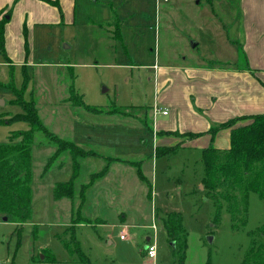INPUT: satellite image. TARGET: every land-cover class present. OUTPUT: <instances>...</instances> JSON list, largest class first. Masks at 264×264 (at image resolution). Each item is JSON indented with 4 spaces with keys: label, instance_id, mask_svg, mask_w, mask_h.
Returning a JSON list of instances; mask_svg holds the SVG:
<instances>
[{
    "label": "rangeland",
    "instance_id": "obj_1",
    "mask_svg": "<svg viewBox=\"0 0 264 264\" xmlns=\"http://www.w3.org/2000/svg\"><path fill=\"white\" fill-rule=\"evenodd\" d=\"M159 2L108 1L121 38L117 33L116 38L103 33L101 44L90 24L106 22L102 15H106L107 0L96 4L77 0V25L34 26L36 35L44 30L45 39L36 36L33 58L26 64L30 82L25 88L23 67L5 65L1 55L0 100L4 104L0 114L10 118L23 111L24 100H32L50 132L105 157L72 158L68 152L56 155L50 139L41 131L35 133L32 218L24 224L0 219V264H76L85 260L84 256L94 264H243L253 248L252 236L264 226V201L250 193L245 226L238 222V228L232 227L226 206L215 224L216 208L202 184L203 149L174 143L167 147L174 149L170 153L157 154V122L149 113L150 107L162 106L159 96L165 89L157 87L155 67L181 64L182 57L192 56L211 60V64L217 59L230 60L219 47L222 30L237 49V70L249 71L244 49L249 18L242 12L241 0H228L229 9H234L231 20L223 13L219 20L210 19L207 6L203 11L200 7L202 15L194 20L197 6L186 4L176 6L168 20L165 13H159ZM17 18L12 20L14 28ZM193 40L199 43L195 50L190 47ZM71 87L85 106L132 114L92 113L85 106H74L64 95ZM49 89L52 93L48 96ZM29 128L23 121L0 125V142L14 131ZM51 146L52 152L47 149ZM143 160L152 164L143 169L151 181L150 190L148 183H138L137 166L131 163ZM74 177L75 196L69 200L80 201L87 217L77 214V209L72 221L66 204L62 209V201L53 199L52 189ZM100 206L116 215L112 221L110 214H100L101 220H111L107 226L99 225V213L92 212ZM170 212L181 215L186 232L184 254L179 240H171L159 218ZM120 221L125 222L123 227L112 226ZM74 239L78 243L73 244ZM149 242L157 249L154 259L146 254ZM66 243L79 252L71 253ZM53 256L55 263L49 262Z\"/></svg>",
    "mask_w": 264,
    "mask_h": 264
},
{
    "label": "crops",
    "instance_id": "obj_2",
    "mask_svg": "<svg viewBox=\"0 0 264 264\" xmlns=\"http://www.w3.org/2000/svg\"><path fill=\"white\" fill-rule=\"evenodd\" d=\"M86 1L92 4L99 2V0ZM108 1L110 0H107L106 15L105 12L102 15V20H106V22L100 24L92 21L90 24L93 35L97 36L98 44H101L100 42L104 39L103 33L107 36H111L112 33L114 37L117 33L115 32L116 25L113 23L115 19L110 14L112 5L108 4ZM150 1L154 2L155 0ZM158 1H160L158 4L159 13H165L168 20L171 19L169 15H173L174 8L183 4L188 5V7H191V5L197 6L196 9L199 12L194 13V20L202 15L199 10L201 6V11L206 6L208 7L207 13L209 15L207 17H210V19L219 20L220 13L231 16L230 20L233 19L234 9L232 7L229 9L231 4L228 0H164V2L170 4L163 3V0ZM76 4L77 0H0V19L9 16L5 25L4 49L2 50L0 46V57L2 55L5 65L11 67L16 63L26 69V64L33 58L32 51L34 50L36 36L39 39L43 38V41L45 39L44 30H39V34L36 35L34 26L50 23L77 25ZM240 7L244 16L249 18L247 22L250 23V29L246 28L248 37L246 35L247 40L244 44L247 59L250 60L251 69L249 71L237 70V49L234 42L227 36L225 37V30H222L223 39L219 42L222 45L219 47L222 51L228 53L230 60L217 59L213 60V64H211V60L205 61L204 58L197 59L199 57L192 56L191 59L182 57L180 59L181 64L174 63L159 68L155 67L157 87H165L163 96H159V98L161 97L162 106L155 105L149 108L150 115H152L154 122H157V146L167 148L174 147L172 146L174 143H179L181 146L186 144L204 149L212 144L209 134L199 138H188L186 135L206 132L213 125L244 115L264 114V56L262 57L264 52V0H241ZM14 18H17L15 28L14 22H12ZM190 45L195 50L199 43L193 40ZM210 58L211 55L208 59ZM66 90L68 94L65 93L64 95L69 97L70 88L69 91ZM46 93L49 96L52 90L49 89ZM162 110H168V115H163ZM157 116L161 117L158 121ZM243 124V122H240L237 126ZM174 134L182 137H176ZM213 145L216 148L228 149L230 147V130H221L216 135ZM47 149L52 152L54 148L51 146ZM101 157L105 156L100 154L96 158L101 159ZM36 162L37 160L34 158V173L35 166H37ZM146 162L145 160L139 162L142 171L145 167L148 168L152 165L149 162L146 164ZM143 173L147 181L151 183L145 171ZM137 177L138 183L143 184L144 182L139 179L138 175ZM56 182L49 188L52 189ZM61 201L62 204L59 207L63 209L66 204L69 213L72 214L70 220L76 219L73 214L77 209V214H80L81 217L86 216L85 210L80 209V201L77 202L76 199L73 202L69 199L55 200V202ZM110 208L113 207L110 206ZM92 212L99 213L96 216L99 225L107 226L111 220L116 219L115 213L107 209L104 210L102 206ZM101 213L110 214L112 219L109 220L105 217L101 220ZM161 217L163 218V216L159 218ZM115 225L123 227L125 222L120 221L118 224H112V226Z\"/></svg>",
    "mask_w": 264,
    "mask_h": 264
},
{
    "label": "trees",
    "instance_id": "obj_3",
    "mask_svg": "<svg viewBox=\"0 0 264 264\" xmlns=\"http://www.w3.org/2000/svg\"><path fill=\"white\" fill-rule=\"evenodd\" d=\"M7 22L6 16L0 19V46L2 50L4 49L5 25ZM115 25L118 38H121L117 22ZM29 82L30 77L25 71L23 88ZM76 94L74 87H71L67 101L74 106H85L82 98L79 96L80 100H78ZM21 108L23 110L21 113H16L10 118L4 117V113L0 114V125L23 121L28 123L30 127L25 131H14L10 133L6 141L0 142V219L7 217L8 220L17 224H24L32 218L34 197L33 143L36 132L41 131L50 139V142L56 146V155L68 152L72 158L99 157L95 152H87L74 142L60 138L50 132L40 119L34 101L24 100ZM85 108L92 113L132 114L126 110L105 111L89 106H85ZM240 122L244 124L237 126ZM225 129L230 130V147L228 149L216 148L213 141L216 135ZM206 134L211 136L212 144L202 150L204 163L202 184L207 191V197L213 200L216 208L215 224L219 222L221 211L226 206L231 216L232 227L238 228V222H242L245 226L250 193L257 194L264 201V114L244 115L213 125L206 132L186 136L199 138ZM156 148L157 154H168L174 150L160 146ZM110 159L112 161L120 160L118 158ZM134 164L137 166L139 179L148 183V187H150V182L147 181L141 169V164L139 162H134ZM74 186L75 177L69 182H58L52 189L53 199L56 201L72 199L75 195ZM164 216L160 220L164 222L171 240L174 242L179 240L184 254L186 232L184 233L182 228L180 213L170 212ZM73 234H75L74 229ZM252 238V245L254 246L247 254L243 264H264V226L258 228ZM260 238L262 241L259 240ZM72 243L76 244L78 242L74 239ZM65 246L71 253L79 252L74 248L72 249L69 243H66ZM184 257L185 255H182V258ZM84 258L85 260L76 264H93L85 256ZM49 260L51 263L57 261L54 256L50 257Z\"/></svg>",
    "mask_w": 264,
    "mask_h": 264
},
{
    "label": "built area",
    "instance_id": "obj_4",
    "mask_svg": "<svg viewBox=\"0 0 264 264\" xmlns=\"http://www.w3.org/2000/svg\"><path fill=\"white\" fill-rule=\"evenodd\" d=\"M168 113H169L168 110H162L163 115H168ZM120 238L125 239V234H122L120 236ZM146 254H147L149 259L156 258L157 249H156V246L154 244H152L151 242H149V244L147 245Z\"/></svg>",
    "mask_w": 264,
    "mask_h": 264
},
{
    "label": "water",
    "instance_id": "obj_5",
    "mask_svg": "<svg viewBox=\"0 0 264 264\" xmlns=\"http://www.w3.org/2000/svg\"><path fill=\"white\" fill-rule=\"evenodd\" d=\"M7 18H9V16H7ZM2 104H4V101L3 100H0V105H2ZM3 220L7 221L8 218L7 217H3ZM209 240L212 242L213 241V238L211 237ZM147 241H148V239H147Z\"/></svg>",
    "mask_w": 264,
    "mask_h": 264
}]
</instances>
